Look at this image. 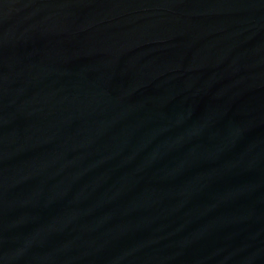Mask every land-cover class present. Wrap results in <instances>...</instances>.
<instances>
[{
	"label": "water",
	"instance_id": "obj_1",
	"mask_svg": "<svg viewBox=\"0 0 264 264\" xmlns=\"http://www.w3.org/2000/svg\"><path fill=\"white\" fill-rule=\"evenodd\" d=\"M0 264H264V0H0Z\"/></svg>",
	"mask_w": 264,
	"mask_h": 264
}]
</instances>
